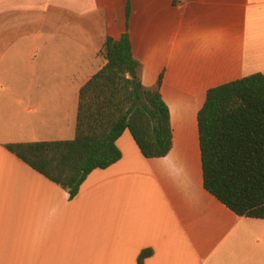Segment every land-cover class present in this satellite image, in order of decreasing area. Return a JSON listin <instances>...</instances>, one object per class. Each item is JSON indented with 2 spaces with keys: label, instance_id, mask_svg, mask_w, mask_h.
<instances>
[{
  "label": "crops",
  "instance_id": "1",
  "mask_svg": "<svg viewBox=\"0 0 264 264\" xmlns=\"http://www.w3.org/2000/svg\"><path fill=\"white\" fill-rule=\"evenodd\" d=\"M127 31L143 84L163 75L174 145L148 159L127 130L71 199L7 146L74 140L81 89ZM258 73L264 0H0V264H264V220L205 189L199 132L208 92Z\"/></svg>",
  "mask_w": 264,
  "mask_h": 264
},
{
  "label": "trees",
  "instance_id": "2",
  "mask_svg": "<svg viewBox=\"0 0 264 264\" xmlns=\"http://www.w3.org/2000/svg\"><path fill=\"white\" fill-rule=\"evenodd\" d=\"M101 54L107 64L81 89L74 140L7 146L71 199L93 171L122 159L117 141L127 130L148 159L166 157L174 145L163 75L154 87L143 84L129 32L108 37ZM199 132L205 189L238 216L264 220V74L211 89ZM152 253L143 251L139 264Z\"/></svg>",
  "mask_w": 264,
  "mask_h": 264
},
{
  "label": "rangeland",
  "instance_id": "3",
  "mask_svg": "<svg viewBox=\"0 0 264 264\" xmlns=\"http://www.w3.org/2000/svg\"><path fill=\"white\" fill-rule=\"evenodd\" d=\"M142 77V76H141Z\"/></svg>",
  "mask_w": 264,
  "mask_h": 264
}]
</instances>
